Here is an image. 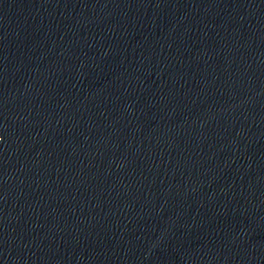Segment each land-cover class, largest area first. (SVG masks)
Masks as SVG:
<instances>
[{
    "label": "water",
    "instance_id": "1",
    "mask_svg": "<svg viewBox=\"0 0 264 264\" xmlns=\"http://www.w3.org/2000/svg\"><path fill=\"white\" fill-rule=\"evenodd\" d=\"M0 264H264V0H0Z\"/></svg>",
    "mask_w": 264,
    "mask_h": 264
}]
</instances>
